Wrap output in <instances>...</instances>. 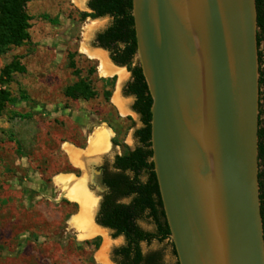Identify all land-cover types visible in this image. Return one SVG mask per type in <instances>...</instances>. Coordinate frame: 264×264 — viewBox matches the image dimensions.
I'll list each match as a JSON object with an SVG mask.
<instances>
[{"label":"water","instance_id":"water-1","mask_svg":"<svg viewBox=\"0 0 264 264\" xmlns=\"http://www.w3.org/2000/svg\"><path fill=\"white\" fill-rule=\"evenodd\" d=\"M178 264H264L256 0H132Z\"/></svg>","mask_w":264,"mask_h":264},{"label":"rangeland","instance_id":"rangeland-1","mask_svg":"<svg viewBox=\"0 0 264 264\" xmlns=\"http://www.w3.org/2000/svg\"><path fill=\"white\" fill-rule=\"evenodd\" d=\"M87 1L27 0L28 39L0 55V72L10 62L19 64L12 82L3 87L10 101L0 112V264H100L104 258L99 254L101 235L82 237L74 223L79 206L62 199L59 188L74 201L55 177L78 174L64 147H84L90 104L113 134L108 164L116 153L125 155L136 146L133 134L141 124L134 113L121 117L113 105L122 84L130 82L136 61L120 67L124 77H102L98 60L83 54L86 49L109 58L95 46V37L111 18H91ZM260 50L264 52V41ZM78 83L94 91L91 102L65 95ZM139 226L155 229L147 221H139ZM106 233L112 243L109 258L116 264L112 252L124 246V238ZM141 249L144 254L160 250L165 263L175 262L167 242L141 244Z\"/></svg>","mask_w":264,"mask_h":264},{"label":"trees","instance_id":"trees-1","mask_svg":"<svg viewBox=\"0 0 264 264\" xmlns=\"http://www.w3.org/2000/svg\"><path fill=\"white\" fill-rule=\"evenodd\" d=\"M26 3L27 0H0V55L27 41L30 19L25 12ZM86 6L93 19L111 18L109 26L97 33L95 46L107 51L111 62L118 67L129 66L136 61L130 69L131 80L123 90V95L134 98L131 108L139 115L142 124L134 134L139 146L123 156H117L112 171L104 167L103 180L108 192L100 201L95 223L112 231V238H124V246L112 252L116 264H167L160 250L147 254L142 252L141 244L150 245L153 241L159 244L167 242L175 258L174 264H178L152 162V99L135 59L137 45L132 0H88ZM256 10L259 64L258 182L264 230V52L260 50L261 42L264 41V0H256ZM18 65L10 62L0 72V112L10 101L3 87L12 82ZM65 95L74 100L88 101L95 93L89 85L78 83L68 87ZM139 221L151 223L154 231L143 230Z\"/></svg>","mask_w":264,"mask_h":264},{"label":"crops","instance_id":"crops-1","mask_svg":"<svg viewBox=\"0 0 264 264\" xmlns=\"http://www.w3.org/2000/svg\"><path fill=\"white\" fill-rule=\"evenodd\" d=\"M89 51V50H88ZM92 56L87 55L86 53L83 52L84 55H86L90 59H96L98 60V67L101 65V61L98 59V57L95 55H99L104 59V62L107 64L109 69L111 70V74L108 76H103L102 77H113L117 76H125V72L122 73L120 67L115 66L110 58L105 59L102 53L100 52H91ZM121 72V74H120ZM125 85L122 84L120 92H118L117 97L115 98V102H113V105L116 107V109L120 112L121 117H126L130 114V106L133 102L132 97H124L122 92L123 86ZM118 88V87H117ZM92 99L89 100L91 102ZM90 113L88 114L89 117H87V122H86V127L90 129L89 134L86 136L85 139V145L84 147H78L75 145H71L67 148L73 155H75L74 159L71 158V155L67 152V150L64 147V150L66 152L67 160L71 167L75 170L78 171V174H63L59 175L55 178H59L62 182L65 184L68 182L67 188L70 187L71 185L75 186L76 188L80 189L82 191V194L92 205V210H91V223L92 225L99 231V233L95 235H101L103 239V244L101 246V251L99 254L103 255L104 258H102V262H99L100 264H111V260L109 258V250L111 247V242L107 238V229L101 228L97 226L94 222V212L95 208L97 207V203L100 201L101 193L105 191L106 189L103 187L101 183V172L100 168L103 165V162L108 154H110L111 149H112V139H113V134L111 132V129L105 124L104 121L101 120V116H98L95 112H93V109L88 106L87 109ZM123 113V114H121ZM133 113V112H131ZM102 128H107L109 131L108 139H105L104 143L97 142L94 145L91 143V137L94 135L96 130L102 129ZM75 153V154H74ZM76 160V161H75ZM66 178V179H65ZM57 186V185H56ZM58 187V186H57ZM59 188V187H58ZM84 192V193H83ZM59 194L61 195L62 199L68 200L69 202H74L78 204L79 206V213H81V204L76 201V200H69L67 199L63 193L62 190L59 188ZM80 215V214H79ZM77 232V230H76ZM78 233V232H77ZM94 235V236H95ZM93 237V236H92ZM90 237V238H92ZM89 239V238H88ZM87 240V239H85ZM120 246V245H117Z\"/></svg>","mask_w":264,"mask_h":264},{"label":"bare ground","instance_id":"bare-ground-1","mask_svg":"<svg viewBox=\"0 0 264 264\" xmlns=\"http://www.w3.org/2000/svg\"><path fill=\"white\" fill-rule=\"evenodd\" d=\"M83 52L86 53L89 56L93 55L92 53H90L86 49L83 50ZM95 55L101 61V65L99 67L100 74L103 75V76L110 75L111 74V70L109 69L107 64L104 62V59L102 57H100L99 55H97V53ZM108 135H109V131H108L107 128H102V129L97 130L94 133V135L91 137V142H92L91 144L94 145L97 142L104 143L105 139H108ZM65 149L67 150L69 155H71V158L74 159L75 155H73V153H71L69 151L67 146H66ZM59 181L61 182V184L64 187L67 188L68 182L65 184L61 180H59ZM67 189H68V191H66V196L71 198V199H74V200L78 201L81 204V213H80V215L78 217L75 218L74 223L79 227V230H80V233L82 234V237H88V236L95 235V234L99 233V231L92 225L91 220H90V218L92 216L91 215V210H92L91 203L88 201V199H86V197L83 196L82 191H80V189L76 188L75 186L71 185Z\"/></svg>","mask_w":264,"mask_h":264},{"label":"flooded vegetation","instance_id":"flooded-vegetation-1","mask_svg":"<svg viewBox=\"0 0 264 264\" xmlns=\"http://www.w3.org/2000/svg\"><path fill=\"white\" fill-rule=\"evenodd\" d=\"M116 66V65H115ZM118 67V66H117ZM129 83V82H128ZM127 83V84H128ZM126 84V85H127ZM126 85L124 86V88H123V90L125 89V87H126ZM129 97H131V96H129ZM132 99H133V102H134V98L132 97ZM133 102H132V104H131V106H130V110H131V112H133V110H132V105H133ZM135 115H137L138 116V119H139V122H140V124H141V121H140V117H139V115L138 114H136L135 112H133ZM141 127H142V124H141ZM140 127V128H141ZM140 128H137L135 131H134V134H135V132L138 130V129H140ZM133 134V135H134ZM134 139L136 140V146L134 147V148H130L129 150H128V152H130V151H133L136 147H138L139 146V143H138V141H137V139L135 138V136H134ZM113 140V139H112ZM112 146H113V143H112ZM127 152V153H128ZM117 156H123V155H121V154H118V153H116L114 156H113V159H112V161H111V163L110 164H108L107 163V161H105L104 160V162H103V165L101 166V168H100V172H101V183H102V185H103V187L106 189L105 191H103L102 193H101V199H102V197L105 195V194H107V192H108V189H107V187H106V185L104 184V177H103V170H104V167H107L108 168V170H113L112 169V165H113V163H114V160H115V158L117 157ZM101 199H100V201H101ZM100 201H99V204H100ZM98 208H99V205H98ZM97 212H98V209H97V211H96V214H97ZM96 214H95V216H94V222H95V217H96ZM96 224V223H95ZM97 225V224H96ZM98 226V225H97ZM108 230V229H107ZM142 244H145V243H142ZM120 248V247H119ZM118 249V248H117ZM175 263V262H174Z\"/></svg>","mask_w":264,"mask_h":264}]
</instances>
